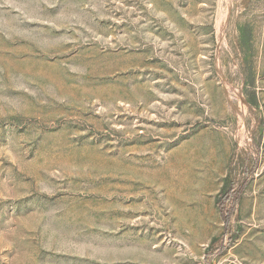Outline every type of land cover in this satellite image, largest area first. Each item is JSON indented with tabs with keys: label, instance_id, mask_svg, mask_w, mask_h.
<instances>
[{
	"label": "rangeland",
	"instance_id": "rangeland-1",
	"mask_svg": "<svg viewBox=\"0 0 264 264\" xmlns=\"http://www.w3.org/2000/svg\"><path fill=\"white\" fill-rule=\"evenodd\" d=\"M0 264H264V0H0Z\"/></svg>",
	"mask_w": 264,
	"mask_h": 264
},
{
	"label": "trees",
	"instance_id": "trees-1",
	"mask_svg": "<svg viewBox=\"0 0 264 264\" xmlns=\"http://www.w3.org/2000/svg\"><path fill=\"white\" fill-rule=\"evenodd\" d=\"M241 189H242V187H240V188H238V189H236L234 191H228V192H226L224 194L219 195L218 198H217V205L219 206V208H222L221 205L226 200L232 199L233 201L234 200L236 201L238 199V197L240 196ZM222 213L224 214L225 223H227L228 222L229 213L224 212V211H222Z\"/></svg>",
	"mask_w": 264,
	"mask_h": 264
}]
</instances>
